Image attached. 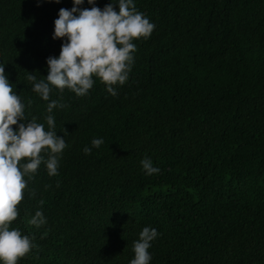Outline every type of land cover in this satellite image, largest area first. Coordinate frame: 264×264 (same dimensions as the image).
Listing matches in <instances>:
<instances>
[{
	"label": "trees",
	"instance_id": "trees-1",
	"mask_svg": "<svg viewBox=\"0 0 264 264\" xmlns=\"http://www.w3.org/2000/svg\"><path fill=\"white\" fill-rule=\"evenodd\" d=\"M134 5L154 29L132 41L116 95L99 78L83 96L53 87L49 100L63 107L48 113L27 76H47L61 46L53 21L72 2L0 0V63L25 118L47 130L52 115L68 145L57 175L42 152L25 177L10 227L35 247L17 264H129L143 227L158 232L149 264H264V0ZM145 157L158 173L145 174ZM36 210L46 218L38 228L28 223Z\"/></svg>",
	"mask_w": 264,
	"mask_h": 264
},
{
	"label": "clouds",
	"instance_id": "clouds-1",
	"mask_svg": "<svg viewBox=\"0 0 264 264\" xmlns=\"http://www.w3.org/2000/svg\"><path fill=\"white\" fill-rule=\"evenodd\" d=\"M40 2L37 0V6ZM44 2L60 3V0ZM71 2L72 7L60 8L53 21L52 39H60L61 46L57 56L46 58L47 76L39 81L32 73L27 76L32 81V90L42 100L49 101L48 113L63 107L58 100H49L53 87L83 96L92 88L94 78H99L107 93L115 96L113 85H123L131 70L136 51L132 41L148 38L154 29L148 17L136 10L134 0H109L102 9L95 6V0H86L90 8L79 7L85 0ZM24 108L7 78L4 64L0 63V264H17L19 258L35 247L28 235L10 227L18 216L17 205L23 199L27 184L25 177L31 179V174L36 172L43 160L42 152L48 153V158L43 160L47 174L57 175L59 157L68 146L64 137L53 130L52 115L45 117L46 130L34 117L26 119ZM102 143V138L91 140L93 148ZM90 151L87 146L83 148L86 155ZM22 159L26 162L20 163ZM140 165L146 175L159 172L148 157L142 158ZM28 223L38 228L46 223V218L36 210ZM157 236L155 228L143 227L139 238L133 241L134 256L129 264H149L148 249Z\"/></svg>",
	"mask_w": 264,
	"mask_h": 264
}]
</instances>
